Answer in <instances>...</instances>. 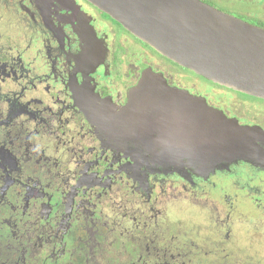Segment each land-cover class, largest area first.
Instances as JSON below:
<instances>
[{"label":"flooded vegetation","instance_id":"1","mask_svg":"<svg viewBox=\"0 0 264 264\" xmlns=\"http://www.w3.org/2000/svg\"><path fill=\"white\" fill-rule=\"evenodd\" d=\"M229 1L264 28V0ZM148 70L253 128L258 159L203 174L154 159L185 140L170 113L139 118L176 100L123 112ZM250 98L264 100L168 59L88 0H0V264H262L264 108Z\"/></svg>","mask_w":264,"mask_h":264},{"label":"water","instance_id":"2","mask_svg":"<svg viewBox=\"0 0 264 264\" xmlns=\"http://www.w3.org/2000/svg\"><path fill=\"white\" fill-rule=\"evenodd\" d=\"M88 1L168 59L216 84L264 99V28L201 0ZM170 88L162 74L148 70L139 86L129 92L123 109L131 116L135 102L179 103L177 107L174 103L167 108L147 107L139 117L149 120L152 115L164 120L170 113L171 120H179L178 143L183 139L185 145L168 152L170 157L165 154L162 158L161 150H153L154 159L180 163L184 157L187 161L182 167L200 174L204 172L200 170H212L221 161L258 159L263 150L256 146L253 128L225 124L217 115L223 113L205 99ZM121 118L126 125L127 119Z\"/></svg>","mask_w":264,"mask_h":264},{"label":"rangeland","instance_id":"3","mask_svg":"<svg viewBox=\"0 0 264 264\" xmlns=\"http://www.w3.org/2000/svg\"><path fill=\"white\" fill-rule=\"evenodd\" d=\"M216 7H218L219 9L223 10V11H227L228 13L232 14V15H239L240 11H244L245 8H248V6L244 7L242 4H238L237 1H234V3H232L229 0H219V2L216 3ZM253 99V100H252ZM255 100H259V99H254V98H250L249 100H247L248 102L252 103L255 106H260L261 108H264V100L263 101H255ZM238 110L242 113H245V109L244 108H238ZM249 109H247L248 112ZM262 250V249H261ZM264 252V251H263ZM262 251L259 250V254H255V260L257 261V259H263V263H264V254ZM252 256V252L251 254H249ZM262 261V260H261ZM261 261L258 260V264H261ZM262 263V264H263Z\"/></svg>","mask_w":264,"mask_h":264}]
</instances>
